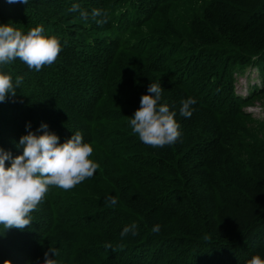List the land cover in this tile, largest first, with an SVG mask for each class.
Here are the masks:
<instances>
[{
  "label": "trees",
  "instance_id": "1",
  "mask_svg": "<svg viewBox=\"0 0 264 264\" xmlns=\"http://www.w3.org/2000/svg\"><path fill=\"white\" fill-rule=\"evenodd\" d=\"M7 24L25 34L42 27L61 52L39 71L0 64L16 92L0 102V150L22 154L20 137L46 124L60 143L79 131L99 167L67 191L50 186L30 226L0 225V264H35L50 247L57 264L264 259V122L249 124L242 110L264 85L242 97L233 84L247 66L264 83V0H0ZM151 83L176 113L172 145L154 148L132 132ZM188 97L197 103L185 118ZM133 224L136 234L122 238Z\"/></svg>",
  "mask_w": 264,
  "mask_h": 264
},
{
  "label": "clouds",
  "instance_id": "2",
  "mask_svg": "<svg viewBox=\"0 0 264 264\" xmlns=\"http://www.w3.org/2000/svg\"><path fill=\"white\" fill-rule=\"evenodd\" d=\"M9 4H28V0H6ZM73 5L71 11L78 10ZM106 14V13H105ZM85 15L86 18V14ZM93 17L101 15L99 10H93ZM40 26L30 29L26 34L15 29L11 24L0 25V64H10L19 59L29 69L39 71L45 65L53 64L61 52L60 42L56 37L42 34ZM23 82L22 76H17L15 85ZM162 87L151 83L147 93L141 96L140 107L130 118L132 132L145 144L152 147L172 145L180 137V125L176 121V113L170 111L166 104H159ZM11 94L15 96L13 78L0 74V102H4ZM197 103L193 97L181 101L180 115L191 116V106ZM28 126L26 125V128ZM37 135L28 131L20 137L17 147H22V154L13 157L10 152L0 150V225L4 229H24L30 226V215L44 199L50 186L65 191L74 188L85 179L93 176L99 165L89 157L93 148L85 143L79 131L75 132L64 143L59 142L57 135L46 131ZM39 131V129L37 130ZM5 161L10 166L5 167ZM112 205L117 203L112 196L106 198ZM136 225L126 226L121 232L123 238L129 232L133 235ZM160 226L152 228L153 233H159ZM207 239V237H205ZM111 248V245H108ZM49 253L53 258L49 257ZM56 250L49 248L44 253L43 261L36 260L35 264H57L54 259ZM4 264H10L5 261ZM246 264H264L260 255H253Z\"/></svg>",
  "mask_w": 264,
  "mask_h": 264
},
{
  "label": "rangeland",
  "instance_id": "3",
  "mask_svg": "<svg viewBox=\"0 0 264 264\" xmlns=\"http://www.w3.org/2000/svg\"><path fill=\"white\" fill-rule=\"evenodd\" d=\"M233 84L235 95L242 97L263 89L262 86L264 85L260 72L255 66H247L243 71L235 72ZM242 110L249 115V124L264 122V94L252 97L244 103ZM263 134L261 132L259 136Z\"/></svg>",
  "mask_w": 264,
  "mask_h": 264
}]
</instances>
